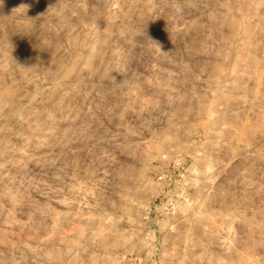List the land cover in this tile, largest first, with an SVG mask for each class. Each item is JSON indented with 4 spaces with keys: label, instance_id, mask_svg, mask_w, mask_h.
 I'll return each mask as SVG.
<instances>
[{
    "label": "rangeland",
    "instance_id": "1",
    "mask_svg": "<svg viewBox=\"0 0 264 264\" xmlns=\"http://www.w3.org/2000/svg\"><path fill=\"white\" fill-rule=\"evenodd\" d=\"M0 264H264V0H0Z\"/></svg>",
    "mask_w": 264,
    "mask_h": 264
},
{
    "label": "clouds",
    "instance_id": "2",
    "mask_svg": "<svg viewBox=\"0 0 264 264\" xmlns=\"http://www.w3.org/2000/svg\"><path fill=\"white\" fill-rule=\"evenodd\" d=\"M20 7L27 9L29 6L28 5H21Z\"/></svg>",
    "mask_w": 264,
    "mask_h": 264
},
{
    "label": "built area",
    "instance_id": "3",
    "mask_svg": "<svg viewBox=\"0 0 264 264\" xmlns=\"http://www.w3.org/2000/svg\"><path fill=\"white\" fill-rule=\"evenodd\" d=\"M171 177H172V174H170L169 178H171Z\"/></svg>",
    "mask_w": 264,
    "mask_h": 264
}]
</instances>
